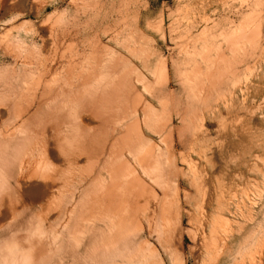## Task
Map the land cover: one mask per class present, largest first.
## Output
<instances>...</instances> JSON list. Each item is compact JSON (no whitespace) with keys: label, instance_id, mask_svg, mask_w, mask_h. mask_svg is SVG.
<instances>
[{"label":"rangeland","instance_id":"rangeland-1","mask_svg":"<svg viewBox=\"0 0 264 264\" xmlns=\"http://www.w3.org/2000/svg\"><path fill=\"white\" fill-rule=\"evenodd\" d=\"M161 66L167 82L154 78ZM117 71L154 113L173 106L164 119L179 129L177 156L160 159L183 208L162 264H264V0H0V158L23 156L9 131L48 112L37 107L42 73L60 80L62 104L84 75L94 84ZM162 128L151 142L167 151Z\"/></svg>","mask_w":264,"mask_h":264},{"label":"bare ground","instance_id":"bare-ground-1","mask_svg":"<svg viewBox=\"0 0 264 264\" xmlns=\"http://www.w3.org/2000/svg\"><path fill=\"white\" fill-rule=\"evenodd\" d=\"M69 71L74 74L71 65ZM45 74L38 82L42 102L37 107L47 106L48 112L35 108L32 117L9 131L8 140L15 141L14 153L23 156L0 158V264H162L160 253L169 250L172 233L182 225L176 222L182 218L180 194L177 189L171 192L173 182L167 181V168L160 160L167 158L168 165L177 156L178 146L169 141L176 131L174 124L164 119L172 104L167 109V102H162V112L154 113L152 102L142 99L140 90L134 96L118 71L111 76L101 73L94 84L93 77L84 75L83 87L62 98L60 104V80L56 74L45 80ZM156 75L164 82L169 77L162 66ZM147 83L141 84L154 92ZM159 127L167 131L160 142L168 146L169 141L167 151L151 142L153 130ZM37 147L41 155L34 160L30 153ZM184 154L182 158H189ZM142 169L149 174V182L142 178ZM84 179L89 184L83 191L80 182ZM162 222L167 228L161 240Z\"/></svg>","mask_w":264,"mask_h":264},{"label":"clouds","instance_id":"clouds-1","mask_svg":"<svg viewBox=\"0 0 264 264\" xmlns=\"http://www.w3.org/2000/svg\"><path fill=\"white\" fill-rule=\"evenodd\" d=\"M15 123V121H13V124ZM21 134H23L21 132ZM30 155L33 157L34 160H38L40 155H41V150L37 147L33 153H30ZM167 228V225L162 222V224L159 227V235L161 237V240L163 239V234H164V230Z\"/></svg>","mask_w":264,"mask_h":264}]
</instances>
